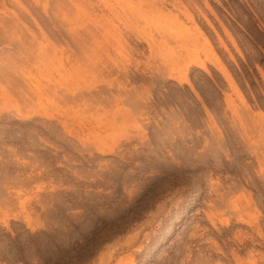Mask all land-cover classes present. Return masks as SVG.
Here are the masks:
<instances>
[{"label": "rangeland", "instance_id": "rangeland-1", "mask_svg": "<svg viewBox=\"0 0 264 264\" xmlns=\"http://www.w3.org/2000/svg\"><path fill=\"white\" fill-rule=\"evenodd\" d=\"M0 264H264V0H0Z\"/></svg>", "mask_w": 264, "mask_h": 264}, {"label": "bare ground", "instance_id": "bare-ground-1", "mask_svg": "<svg viewBox=\"0 0 264 264\" xmlns=\"http://www.w3.org/2000/svg\"><path fill=\"white\" fill-rule=\"evenodd\" d=\"M224 74H225L227 77H229V76H228V73H225V72H224Z\"/></svg>", "mask_w": 264, "mask_h": 264}]
</instances>
